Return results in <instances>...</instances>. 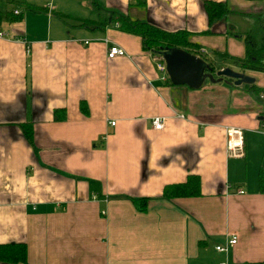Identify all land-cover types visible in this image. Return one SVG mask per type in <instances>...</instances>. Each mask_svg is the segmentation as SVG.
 <instances>
[{"label":"crops","instance_id":"crops-1","mask_svg":"<svg viewBox=\"0 0 264 264\" xmlns=\"http://www.w3.org/2000/svg\"><path fill=\"white\" fill-rule=\"evenodd\" d=\"M205 1L0 0V30L21 39H0V243L23 242L27 264L264 259L260 72L225 59L253 83L173 85L160 78L156 54L114 21L184 30L199 57L242 58V33L256 34L264 0H211L228 13L210 22ZM111 44L125 55L107 58ZM153 116L164 118L161 129ZM225 126L243 130V157L225 156ZM191 174L196 196H161ZM141 197L144 211L130 200ZM230 234L235 244L216 252Z\"/></svg>","mask_w":264,"mask_h":264},{"label":"trees","instance_id":"trees-1","mask_svg":"<svg viewBox=\"0 0 264 264\" xmlns=\"http://www.w3.org/2000/svg\"><path fill=\"white\" fill-rule=\"evenodd\" d=\"M91 1L95 4L94 0ZM27 6L34 7L33 5ZM204 10L209 22L212 21V19L220 18L228 13L226 5L223 2L211 0L204 2ZM114 21H117V26L120 30L138 36L141 48L151 53L158 54L159 51L165 47H179L192 54L198 52L197 49L188 42L187 32L184 30L165 31L140 19H130L120 14L114 17ZM82 23L90 25L91 21L82 19ZM258 23L259 28L256 34L248 31L242 33L244 42V55L242 58H229L226 57V54L219 52H212L209 56L200 54L202 55L200 57L210 68L211 72L219 70L220 67H227L224 64L225 59H228L231 65L236 66L241 71H262L264 67L262 17L258 18ZM236 34L240 35V33ZM166 80H168V78ZM251 87H253V85ZM257 91H259V88ZM79 105L82 110L85 109L82 102H80ZM57 118H61V116H57ZM23 131L27 141H30V134L27 126H23ZM198 186V178L191 174L188 175L183 182L164 185L161 196L165 199H173L180 196H196L198 194ZM258 189L264 192L263 175H259ZM130 200L137 210H145L146 198H130ZM0 262L27 264L25 244L23 242L0 243ZM243 264H264V259L257 262H245Z\"/></svg>","mask_w":264,"mask_h":264},{"label":"built area","instance_id":"built-area-1","mask_svg":"<svg viewBox=\"0 0 264 264\" xmlns=\"http://www.w3.org/2000/svg\"><path fill=\"white\" fill-rule=\"evenodd\" d=\"M15 14L17 11H13ZM262 32L264 37V15L262 17ZM0 39L4 40H15V41H21L20 38L13 37L9 35L7 32L0 30ZM84 43H87V41H83ZM107 58H112L115 56H123L125 55V51L115 44H111L106 48L105 51ZM198 56V55H197ZM154 66L156 70L160 74V78L163 80H166L167 74L165 71V64L161 57L156 54L152 57ZM260 74L262 75L263 82L262 85L259 87V91H257V98L259 99V110L257 111V122L258 125L256 127V130L264 134V67L262 71H260ZM179 117H182V115H178ZM163 120L164 118L161 116H153L150 118V124L153 129H161L163 127ZM114 122L110 121L109 125L113 126ZM224 132V152L225 156L228 158H241L243 157L244 153V142H243V130L240 127L236 126H225L223 129ZM236 193L242 194L243 190L241 188H236ZM95 196H91V199H94ZM105 200V198H104ZM101 214L105 213V210H101ZM236 242V236L234 234H230L229 236L225 237L223 241L215 244L213 246V249L216 252L219 253H226L231 246H233ZM218 264H226V261H220Z\"/></svg>","mask_w":264,"mask_h":264},{"label":"water","instance_id":"water-1","mask_svg":"<svg viewBox=\"0 0 264 264\" xmlns=\"http://www.w3.org/2000/svg\"><path fill=\"white\" fill-rule=\"evenodd\" d=\"M158 55L165 64L168 81L173 85H185L195 89L205 79L214 83L225 78L231 80L234 85L252 84L254 81L252 76L234 71L230 67L220 68L213 76L201 57L179 47H165Z\"/></svg>","mask_w":264,"mask_h":264},{"label":"rangeland","instance_id":"rangeland-1","mask_svg":"<svg viewBox=\"0 0 264 264\" xmlns=\"http://www.w3.org/2000/svg\"><path fill=\"white\" fill-rule=\"evenodd\" d=\"M227 67H229V66H227ZM220 68H223V67H220ZM220 68H219V69H220ZM230 68H231V67H230ZM231 69H232V68H231ZM215 72H216V71H212L213 76H215V74H216ZM261 76H262V75H261ZM206 80H207V79H206ZM207 81H208V80H207ZM262 82H263V78H262ZM262 82H261V83H262ZM214 83H216V82H214ZM228 84H230V83H228ZM231 84H232V83H231Z\"/></svg>","mask_w":264,"mask_h":264}]
</instances>
